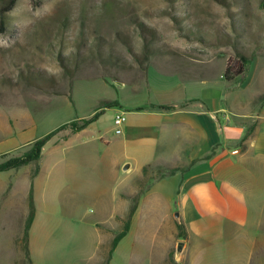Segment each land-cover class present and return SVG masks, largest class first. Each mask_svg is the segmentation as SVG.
<instances>
[{"label":"rangeland","instance_id":"374dc122","mask_svg":"<svg viewBox=\"0 0 264 264\" xmlns=\"http://www.w3.org/2000/svg\"><path fill=\"white\" fill-rule=\"evenodd\" d=\"M261 2L0 0V13L10 7L5 13V31L0 32V162L23 154L33 142L30 136L37 139L61 124H79L99 113L83 131L65 138L71 132L66 128L60 132L65 139L56 145L50 140L42 149L45 207L30 257L34 264H181L178 257L183 248L176 251L181 240L177 234L170 235L169 214H176L175 209L169 212L170 206L149 210L145 206L140 217L135 241L148 242L146 246L154 252L149 261H139L132 234L109 256L110 242L105 243L91 226L96 220L105 222L107 214L122 212L121 192L135 176L134 167L127 171L120 165L113 168L118 141L112 131L114 109H101L100 103L106 98L120 101L129 88L118 85L140 83L152 65L185 77L209 75L214 87L218 72L220 106L226 114L232 92L240 105L234 116L245 117L249 103L257 114L264 104ZM145 45L153 55L145 53ZM240 54L248 64L239 60ZM227 67L233 73L244 67V73L226 82ZM15 142V148H7ZM38 168L36 163L2 172L0 183L12 179L24 183ZM167 173L168 168H150V178L144 177L133 192L125 190L124 199L129 205L137 202L153 179ZM100 174L108 185L97 200L92 198L90 185ZM76 176L81 189L69 196L66 188ZM6 198L2 190L0 264H29L25 250L29 199H17L15 209H10ZM261 245L251 264H264ZM241 257L226 250L198 264H241Z\"/></svg>","mask_w":264,"mask_h":264},{"label":"crops","instance_id":"0c3cea01","mask_svg":"<svg viewBox=\"0 0 264 264\" xmlns=\"http://www.w3.org/2000/svg\"><path fill=\"white\" fill-rule=\"evenodd\" d=\"M219 78L217 72L214 87V79L209 75L185 77L164 73L151 65L140 83L118 85L129 88L120 101L102 99L116 101L119 106L112 109L126 113V122L115 147L116 156L112 159L113 168L118 165L122 170L125 165L127 170L134 167L135 176L125 190L133 192L144 177L150 178V168L176 169L171 175L153 179L138 198L128 233L114 252L132 234L139 261H149L154 256L146 246L148 242H136L135 239L138 238L136 230L145 206L149 210L158 205L170 206L169 212L176 211L175 215L169 214L172 217L168 216L170 235L177 234L178 224L187 234L186 239L179 238L183 242L178 257L181 264L207 263L213 254L226 250L237 258L242 256L241 264H251L253 254L260 250L264 243V104L254 114L249 103L245 117H236L240 105L232 92L228 116L220 106ZM160 106L169 108L161 109ZM220 114H223L222 118ZM249 116L251 118H247ZM247 133V139L242 141ZM71 134L74 133L69 132L64 137ZM30 137V141L40 138ZM65 138L59 132L51 141L56 145ZM16 144L11 143L7 148H15ZM42 157L43 153L37 173L26 177L24 183L15 179L0 183V190L7 194L6 206L10 209H15L17 199L26 201L32 192L35 213L28 233L30 257L34 253L42 206L45 207ZM145 167L148 175L142 173ZM95 178L96 183L90 185L91 195L100 200L108 182L104 174ZM71 184L66 190L69 196H75L81 189L78 176ZM125 190L121 192L122 212L107 214L105 222L96 220L91 224L105 243L111 242L123 227L130 207L128 200L124 199ZM31 264H34L32 259Z\"/></svg>","mask_w":264,"mask_h":264},{"label":"trees","instance_id":"16d2710c","mask_svg":"<svg viewBox=\"0 0 264 264\" xmlns=\"http://www.w3.org/2000/svg\"><path fill=\"white\" fill-rule=\"evenodd\" d=\"M261 6L264 8V0H262ZM9 10H10V7L3 10L0 13V32L5 31V28H6L5 13L8 12ZM145 53H147L148 55H153L151 49L147 46H146V52ZM110 58H113V57L111 56ZM144 58H145V56H144ZM238 58H239V60H242L245 63V65L248 64V62H249V60L245 57V55L240 54L238 56ZM144 60H147V57ZM243 73H244V67L238 68V71L234 72V73L232 72L230 67H227L225 69L223 78L226 82H228V81L232 80V77H231L232 75L233 76H241ZM47 81H49V80H47ZM100 104H101V109L102 108H116L119 106V104L116 101H102ZM159 108L168 109L169 107L160 106ZM98 115H99V113H94L90 118L81 120V122L79 124H77L75 121H72V122L65 123V124L58 126L54 130L48 132L47 134L43 135L39 139L28 144V149L23 154H21L19 156H14V157H8L5 160L1 161L0 162V173L6 172L9 170H13V169H17V168H20V167L28 165V164L38 163V161L40 160V157H41L43 147L45 146V144L49 140H51V138H53L56 134H58L59 132L63 131L66 128H70L72 133L80 132L81 130H84L90 124L95 122L98 118ZM247 136H248V133L245 134L242 141L246 140ZM175 170L176 169H169L168 173L165 174L164 176L171 175ZM37 171H38V169H36L34 171L33 175H35L37 173ZM147 171H148V168H146V167L143 168V170H142L143 175H146ZM28 199H29V211H28V216L26 218V224H25V231H26L25 232V244H26L25 250H26V258L28 260V263L31 264L29 251H28V247H27L29 228L31 226V223H32L33 218H34V213H35L31 191L29 192ZM136 205H137V202H134L133 204L130 205L128 213L126 215V218L122 223L123 227H122L121 231L118 232L117 234H115V236L111 240L109 256H111V254L114 252L115 248L117 247L118 243L128 233L129 226L131 223V218H132V215L136 209ZM177 230H178V232H177L178 238L186 239L187 234H186L183 226L178 224Z\"/></svg>","mask_w":264,"mask_h":264},{"label":"built area","instance_id":"2783aa9c","mask_svg":"<svg viewBox=\"0 0 264 264\" xmlns=\"http://www.w3.org/2000/svg\"><path fill=\"white\" fill-rule=\"evenodd\" d=\"M125 122H126V113L121 109L115 110L112 117V131L116 135H120L122 133V129Z\"/></svg>","mask_w":264,"mask_h":264},{"label":"water","instance_id":"95a60500","mask_svg":"<svg viewBox=\"0 0 264 264\" xmlns=\"http://www.w3.org/2000/svg\"><path fill=\"white\" fill-rule=\"evenodd\" d=\"M127 168H128V166L125 165V166H124V170H127ZM182 248H183V242L180 241V242L177 243L176 251H177L178 253H180L181 250H182Z\"/></svg>","mask_w":264,"mask_h":264}]
</instances>
